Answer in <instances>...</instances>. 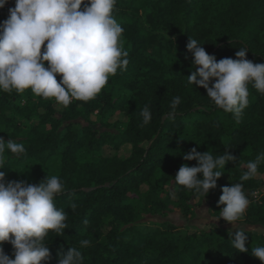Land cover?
Masks as SVG:
<instances>
[{
  "label": "trees",
  "instance_id": "1",
  "mask_svg": "<svg viewBox=\"0 0 264 264\" xmlns=\"http://www.w3.org/2000/svg\"><path fill=\"white\" fill-rule=\"evenodd\" d=\"M14 2L0 8V22ZM113 15L124 30L129 63L94 99L63 107L30 89L0 93V137L26 148L18 157L6 150L5 180L17 181L26 163L53 164V174L26 183L55 175L64 185L54 203L67 213V228L50 230L44 239L50 258L41 264H58L73 247L83 264H261L251 250L264 246V162L251 179L240 177L264 152V94L249 85V105L237 123L204 88L188 83L196 68L186 44L197 40L217 61L236 59L244 47L246 59L264 63V0H116ZM174 97L181 103L169 118ZM145 105L152 113L147 125L140 115ZM193 147L235 157L206 196L173 180L183 164L196 165L183 159ZM232 183H242L250 201L236 222L253 228L246 229L247 252L233 246L234 231L222 227L230 222L220 218L221 188ZM194 206L205 207L217 224L179 228L151 220L174 211L188 220ZM2 246L14 258L12 245Z\"/></svg>",
  "mask_w": 264,
  "mask_h": 264
},
{
  "label": "clouds",
  "instance_id": "2",
  "mask_svg": "<svg viewBox=\"0 0 264 264\" xmlns=\"http://www.w3.org/2000/svg\"><path fill=\"white\" fill-rule=\"evenodd\" d=\"M7 3L8 0H0V8ZM115 5L116 0H15L7 19L0 22V93L30 89L35 96L54 99L63 107L73 100L94 99L109 77L115 76L118 69L126 70L129 63L121 39L124 30L113 15ZM200 45L195 39L186 44L196 68L187 77L188 83L204 88L207 97L224 112L233 114L239 123L249 105V85L264 94V63L246 59L244 47L235 52L236 59L217 61ZM57 76L61 77L59 82ZM180 103V97L173 98L169 118ZM140 115L147 125L152 118L149 106L145 105ZM6 150L17 157L26 153L23 143L11 139L5 142L0 137V169L5 165ZM183 159L197 163L180 166L174 182L206 196L217 187V179L223 174L220 169L235 157L228 150L214 156L193 147ZM262 162L264 152L247 162L241 181L254 177ZM5 175L0 171V264H41L50 258L44 243L50 230L59 234L67 228V213L54 203L64 185L55 175L37 184L6 181ZM221 192L217 202L218 206L223 205L220 218L235 229L231 232L233 246L239 252H247L246 229L236 223L250 204L243 184L232 183L222 187ZM4 242L12 245L14 258L5 254ZM89 243L87 239L80 241L82 247ZM251 255L264 264V246L252 249ZM83 262L81 251L74 247L58 258V264Z\"/></svg>",
  "mask_w": 264,
  "mask_h": 264
},
{
  "label": "rangeland",
  "instance_id": "3",
  "mask_svg": "<svg viewBox=\"0 0 264 264\" xmlns=\"http://www.w3.org/2000/svg\"><path fill=\"white\" fill-rule=\"evenodd\" d=\"M93 120H96V116H92ZM55 171V167L53 164H48L45 166H41L39 164L34 163H26L24 165H21L17 170V181L23 180L25 182L31 181L36 175L40 173H49L53 174ZM264 193V190L262 191ZM193 214L190 219L183 218L180 213L177 211H174L171 214H168L167 216H156L152 218V221H168L175 226L179 228H197V229H203L208 226L216 225L217 221L210 217L207 213L205 207L203 206H194ZM150 220V221H151ZM238 226L244 227L245 229H253L248 226H245L243 224H238ZM223 228L228 229L229 231H235L231 223H227L225 225H222ZM260 231V230H257Z\"/></svg>",
  "mask_w": 264,
  "mask_h": 264
}]
</instances>
